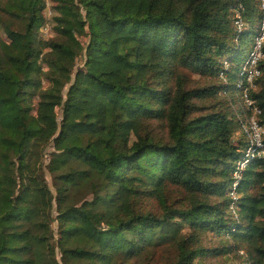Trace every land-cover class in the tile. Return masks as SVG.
Instances as JSON below:
<instances>
[{
    "label": "trees",
    "instance_id": "1",
    "mask_svg": "<svg viewBox=\"0 0 264 264\" xmlns=\"http://www.w3.org/2000/svg\"><path fill=\"white\" fill-rule=\"evenodd\" d=\"M54 1L59 39L42 41L45 0H0L11 21L24 23L17 30L0 20V264H61L57 247L65 263L116 264L167 242L180 250L175 264L237 246L250 264H264L263 159H253L230 195L247 146L233 107L236 80L258 29V0H241L242 32L237 0ZM260 68L250 96L264 122V59ZM181 69L217 82L189 87ZM152 119L164 120L166 134L145 126ZM38 154L56 173V194L36 170ZM168 185L191 193L190 204L171 206ZM82 189L89 197L73 202ZM144 189L160 213L135 209ZM207 231L236 244L198 245Z\"/></svg>",
    "mask_w": 264,
    "mask_h": 264
},
{
    "label": "rangeland",
    "instance_id": "2",
    "mask_svg": "<svg viewBox=\"0 0 264 264\" xmlns=\"http://www.w3.org/2000/svg\"><path fill=\"white\" fill-rule=\"evenodd\" d=\"M46 8H45V16L46 21L40 28L39 37L42 41H48L51 39H59V35L56 30V22L54 20V17L57 15V11L55 9V1L54 0H45ZM0 20L7 23H12L13 28L17 30H22L24 27V23L20 20H13L9 19V17L2 12L0 9ZM0 23V34L3 38H6V34L1 27ZM253 33L250 34L249 39L244 44V52L249 48L250 45V39L253 38ZM82 43H86L87 38L83 37L81 39ZM43 55L46 54L47 49L42 47ZM227 61H224V63ZM84 65V55H79L76 60V65L73 70L74 73L82 68ZM43 66V73L41 75L42 77V89L45 90L49 87V79L47 78V74L45 75V71L47 70V66L45 63H42ZM181 73L187 77V80L189 82V87L194 86H201L206 85L211 82H217L216 77L210 76V75H202L196 72H192L191 70L187 69H181ZM220 78L224 81L227 80L226 77L222 78L220 75ZM237 81V80H236ZM241 95H237L238 103L240 102V105H243V96L242 92L240 91ZM40 101V96L36 95L33 99V108H37L38 102ZM238 103L234 102L233 107L235 110H237ZM237 114V113H236ZM60 115V112H59ZM145 126L148 127V129H151L156 135L163 136V134H166V126L164 123V120H158V119H152L145 122ZM52 151V148L50 146L47 147L45 154L49 155L51 157L50 153ZM38 154L35 161V167L39 174H41L45 180L50 189L53 191L54 194H56V187L59 185V182L57 181L55 175L56 173H52L48 169V163L49 159H47V156ZM89 190L88 189H82L79 191H76L73 195V202L80 203L83 199L89 197ZM164 195L168 199V202L173 207H182V206H188L190 204V199L193 197L191 193L186 191L184 188L176 186V185H168L166 189L164 190ZM56 207V204H55ZM135 209L141 212H147L152 211L155 213H160L162 211L161 206L159 204L158 199L151 194V190L144 189V192L137 197L135 200ZM54 218L51 220V227L54 229L55 237H54V244L56 245L59 239L58 235V222L55 220L56 217V210L54 211ZM186 237L191 235V232L185 230ZM200 241L198 245L203 247H230L234 246L236 244V241L232 239H226L221 236H216L212 231H207L200 233L199 235ZM238 247H235L230 251L229 253L225 255H217V256H210V257H202L201 259H196L194 261L195 264H250L252 262L249 260L246 255H250V252L247 248H242L241 250L246 251V255H242L240 252H238ZM241 247V246H240ZM56 258L58 261H60L61 264H88L85 261H72L67 260V262H62L61 257V251L57 247L55 252ZM180 255V250L178 249V246L176 243H163L158 246L151 247L149 249H146L145 251L141 252L140 255L132 257V258H124L121 257L119 261H117L116 264H175L178 262V258ZM251 257V255H250Z\"/></svg>",
    "mask_w": 264,
    "mask_h": 264
},
{
    "label": "built area",
    "instance_id": "3",
    "mask_svg": "<svg viewBox=\"0 0 264 264\" xmlns=\"http://www.w3.org/2000/svg\"><path fill=\"white\" fill-rule=\"evenodd\" d=\"M237 1L234 9V23L237 30L242 32L246 27L243 17L244 7L241 0ZM258 2L261 12L258 29L253 36L252 46L240 65L239 76L236 81V86L243 96V105L238 104L240 109H237L236 113L240 130L247 138V146L243 157L237 160L233 171L234 181L230 191L233 198H236L235 191L238 182L248 165L255 158L264 160V122L259 119L261 109L250 96L251 89L255 87L256 79L261 75L260 62L264 59V0H258ZM225 66L228 67L227 62H225ZM220 75L222 78L225 77L224 72H221ZM231 209L236 214L234 205Z\"/></svg>",
    "mask_w": 264,
    "mask_h": 264
}]
</instances>
